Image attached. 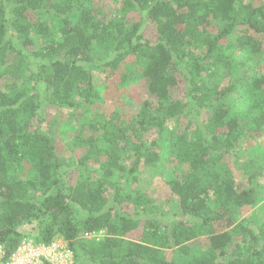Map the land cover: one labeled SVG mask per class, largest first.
<instances>
[{"label": "trees", "instance_id": "trees-1", "mask_svg": "<svg viewBox=\"0 0 264 264\" xmlns=\"http://www.w3.org/2000/svg\"><path fill=\"white\" fill-rule=\"evenodd\" d=\"M104 2L0 0L6 255L32 226L35 242L65 240L74 264H264V219L241 215L259 202L258 172L236 152L264 134V0ZM99 52L106 77L138 79L146 96L128 121L84 118L65 156L39 110L97 98ZM163 134L183 167L166 216L132 187Z\"/></svg>", "mask_w": 264, "mask_h": 264}, {"label": "rangeland", "instance_id": "rangeland-1", "mask_svg": "<svg viewBox=\"0 0 264 264\" xmlns=\"http://www.w3.org/2000/svg\"><path fill=\"white\" fill-rule=\"evenodd\" d=\"M103 4L107 12H114L115 3L111 2V0H105ZM103 58V53H97V58L94 61L95 66L92 70L98 94L97 98L82 102L77 110L57 107H42L39 110L40 128L55 138L65 156L70 155L66 145L71 143L73 137L79 132V126L84 121V118H93L94 114L102 113L116 119L118 122L128 121L136 115L139 105L146 96L144 86L138 79L121 82L117 75L106 77L107 72L102 65ZM30 62L34 63V60H30ZM23 80H26L25 75L21 78V82ZM27 84L31 86L32 82ZM85 109L86 113H84ZM165 136L166 134H163L162 138L158 139V143L154 145V148L159 152L160 160L153 166L141 167L137 174L138 181L132 187L154 199L157 209L166 216L174 206L173 195L168 182L180 175L183 167L173 160L170 144L166 141ZM153 141H155L154 136L150 138V142L153 143ZM236 152L243 161L254 160V165L258 172V177L254 181L259 188V202L253 207H245L241 214L242 218L263 220L264 134L256 139H244L237 146ZM33 229L32 226L24 228L23 232L26 233L24 239L35 241L30 236ZM198 243L203 244L201 242ZM203 245L205 246V244Z\"/></svg>", "mask_w": 264, "mask_h": 264}, {"label": "built area", "instance_id": "built-area-1", "mask_svg": "<svg viewBox=\"0 0 264 264\" xmlns=\"http://www.w3.org/2000/svg\"><path fill=\"white\" fill-rule=\"evenodd\" d=\"M103 236V231L83 234V237L88 240H99ZM74 262V250L61 237H55L48 244L35 242L32 239H22L8 255L0 245V264H74Z\"/></svg>", "mask_w": 264, "mask_h": 264}]
</instances>
